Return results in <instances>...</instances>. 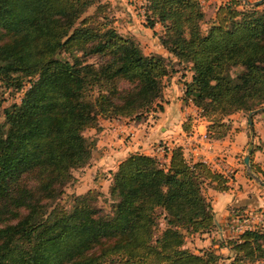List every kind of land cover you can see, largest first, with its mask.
<instances>
[{
	"label": "trees",
	"instance_id": "obj_1",
	"mask_svg": "<svg viewBox=\"0 0 264 264\" xmlns=\"http://www.w3.org/2000/svg\"><path fill=\"white\" fill-rule=\"evenodd\" d=\"M228 1L206 30L199 0L144 5L147 26L162 27L160 44L191 64L184 96L214 139L230 129L225 116L264 107V10L257 9L261 2L238 9V0ZM96 2L0 0V30L7 32H0V41L7 37L0 70L35 77L20 102L0 106V264H218L214 249L195 253L185 238L215 228L207 190H228L230 178L188 160L181 146L171 148L168 161L129 153L109 171L106 211L90 192L68 206L59 201L72 170L96 149V138L84 132L100 130V118H136L157 105L172 71L169 57L145 54L131 37L84 16ZM62 51L71 58H59ZM90 54L97 63L82 60ZM182 126L190 131L188 120ZM219 242L231 264L264 261L263 226Z\"/></svg>",
	"mask_w": 264,
	"mask_h": 264
},
{
	"label": "crops",
	"instance_id": "obj_2",
	"mask_svg": "<svg viewBox=\"0 0 264 264\" xmlns=\"http://www.w3.org/2000/svg\"><path fill=\"white\" fill-rule=\"evenodd\" d=\"M200 2L201 5L204 4V13L206 10L212 12L211 8L214 6L217 10L222 4V0ZM214 16L215 12L212 13V17ZM155 53L169 57L173 62L177 60L161 44ZM188 73L190 75L191 71L181 78L178 77L179 71L171 72L167 77L168 86L163 93L162 109L153 111L156 117L151 119L152 112H148L145 113L147 117L144 120L128 117L100 118V130H95L96 149L90 169L105 173L104 188L109 179V171L115 170L129 153L142 152L168 161L171 148L178 145L182 147L188 160L206 162L230 178L228 190H207L214 211L215 238L223 240L227 236H235L229 235L231 231L227 224L230 220L239 218L243 212H251L248 214L249 219L252 218L251 222L264 226V193L260 184L248 174L247 165L243 161L249 147L258 146L250 155L249 163L252 161L264 171V139H247L242 121L235 125L239 127L238 130L233 128L224 138L207 137V121L195 105L184 102V83L191 78ZM187 120L190 124L189 132H185L182 126ZM97 172L91 171V174L95 175ZM223 248L229 252L228 248ZM229 254L230 252L227 256Z\"/></svg>",
	"mask_w": 264,
	"mask_h": 264
},
{
	"label": "rangeland",
	"instance_id": "obj_3",
	"mask_svg": "<svg viewBox=\"0 0 264 264\" xmlns=\"http://www.w3.org/2000/svg\"><path fill=\"white\" fill-rule=\"evenodd\" d=\"M238 1H239L238 2L239 4L237 6L238 9H249L252 6H257L261 2L259 6H257V9L264 10V2H262L264 0H246L247 3H245V0H238ZM255 1H258V2L257 4L254 5ZM228 2H229L228 0H222L221 3L226 4ZM145 3H146V0H97L95 4L91 5L86 10V12L84 13V16L94 15L93 20L95 22L100 21V22L107 23L108 27H114L121 35L131 37L139 44V46L141 47L142 51L145 54L155 53L159 48V44H160L159 37L161 34H163V30H162L161 25L159 24H155L154 28H150L147 26L145 16H144ZM97 4H99L101 8L97 9ZM202 6H204V4ZM211 9H212V12L210 10L205 9L206 12H205L204 21L200 23V27L202 30H206V28L209 27L211 23L210 21L214 20L215 18V16L212 17V13L214 12L216 13V6H214ZM0 32L3 34L7 33L2 30H0ZM3 39L6 40L7 37L4 36ZM4 40L0 41V45L2 44ZM75 53L77 56H81L80 51L76 50ZM57 56L61 58L62 60H67L71 58L69 53L66 51H62L58 53ZM85 58L86 59H82V58L81 59L87 60V62L95 64L98 62L99 56L95 54H90V55H87ZM190 65H191L190 63H183V62H179L178 60L174 62L172 61V64H171L172 71L171 72L175 73L179 71L178 77L180 76L181 78H183V76L187 75V72L191 71L190 75L188 73L189 77H191L190 78V81H191L193 71L190 69ZM241 69H242L241 67L234 68L232 69V73H236L240 71ZM34 78H35L34 76L22 77L20 76L19 73H15V72L6 74L0 70V106L1 108L9 106L11 103H14V102L16 103L20 102L24 91L29 87L31 81ZM165 80L166 81L163 86V93L165 91V88L168 86L167 78ZM183 88L185 90V83H184ZM161 102H163V97L161 100L159 99L157 101L158 103L157 105L156 103L152 104L148 110L143 111L138 117L129 118V119L144 120L147 117L145 113H148V112H152L151 119L156 117L153 111L157 112L158 110L162 109ZM184 102L191 103L194 105L193 101L190 98L188 99L184 98ZM2 119H3V116L1 115L0 120ZM241 121L244 122L245 127L243 128V130L246 133L247 139H262V137L264 139V110L257 111L252 115V121H253L252 129L251 127H249L248 112L246 111H236L228 116H225L223 119V123L230 126V129L227 132V134H229V132L233 128H235V130H238L239 127H235V125L239 124V122ZM208 123L209 122L207 121V124ZM84 134L90 138H94L95 129H87L84 132ZM255 148L258 149L259 147L255 146ZM93 160L94 159H93V154H92V157L87 165H85L82 168H76L72 170L73 179L70 180L68 183H66V185L63 187V192L59 199L62 205H65V206L70 205L72 203L73 196L85 195L87 192H90L92 193V195L95 196L97 200L96 204L102 207L105 211L108 210L109 204L111 201L109 197V193H108L109 184L111 182V179L109 177L108 181L106 182L107 184H105L103 188V179L105 178L103 176L105 175V173H102L101 171L97 172V170L90 169L91 163ZM258 169L260 171V174L253 172L251 170L252 174L260 178L261 180H263L262 178L264 177V171H261L260 168ZM91 171H96L97 173L94 175V174H91ZM252 180L254 179H251V181ZM256 183L258 184V182ZM260 186H261L260 188L262 192L264 193L263 185L260 184ZM208 198L210 199L209 195H208ZM210 202H211V199H210ZM249 213L251 212H247V213L243 212V214H246V215H248ZM240 214H242V212H240ZM249 224L252 225L253 227L255 226V228L261 227V226H258L260 225L258 224V222L252 223L250 221ZM160 227L161 228L164 227L163 222H161ZM214 231L215 229L213 228L210 232H207L203 235L201 233H196L192 235L187 234L185 238V246L195 253H199L202 250L207 249V248L214 249L217 254H220L222 256L218 260V264H231L232 260L230 258H227V253L229 252L225 250L222 246H220V242H219L220 240L215 238L216 234H214ZM229 235H233V234L229 233ZM226 238H228V236ZM213 245H216V246H213ZM222 249L223 251H221ZM256 264H264V261L258 262Z\"/></svg>",
	"mask_w": 264,
	"mask_h": 264
},
{
	"label": "built area",
	"instance_id": "obj_4",
	"mask_svg": "<svg viewBox=\"0 0 264 264\" xmlns=\"http://www.w3.org/2000/svg\"><path fill=\"white\" fill-rule=\"evenodd\" d=\"M250 219L249 215L242 214L239 218H234L233 220H230L228 225L229 230L233 235L237 236L240 233L244 232L245 230H250L254 229L255 226L253 227L250 225Z\"/></svg>",
	"mask_w": 264,
	"mask_h": 264
},
{
	"label": "water",
	"instance_id": "obj_5",
	"mask_svg": "<svg viewBox=\"0 0 264 264\" xmlns=\"http://www.w3.org/2000/svg\"><path fill=\"white\" fill-rule=\"evenodd\" d=\"M257 2H258V1H255V2H254V5L257 4ZM245 3H247L246 0H245ZM261 110H264V107H260V108L254 109V110H252V111H250V112L248 113V123H249V126H250V127L253 126L252 115H253L255 112H257V111H261ZM249 160H250V155H249V153H248V154H246V155L244 156V159H243L244 163L247 165V168H248V170H247V171H248V174H249L250 176H252V177H253L258 183H260V184L263 185V187H264V181L261 180L260 178L256 177V176H254V175L252 174V171H251L250 166H249Z\"/></svg>",
	"mask_w": 264,
	"mask_h": 264
}]
</instances>
